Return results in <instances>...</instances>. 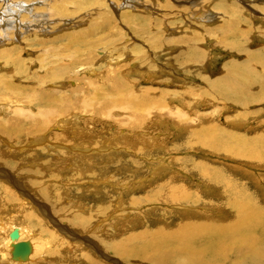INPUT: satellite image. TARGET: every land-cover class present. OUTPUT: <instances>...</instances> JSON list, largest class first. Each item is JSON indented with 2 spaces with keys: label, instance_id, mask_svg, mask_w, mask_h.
I'll return each mask as SVG.
<instances>
[{
  "label": "rangeland",
  "instance_id": "obj_1",
  "mask_svg": "<svg viewBox=\"0 0 264 264\" xmlns=\"http://www.w3.org/2000/svg\"><path fill=\"white\" fill-rule=\"evenodd\" d=\"M59 1L67 6L40 33L24 24L47 9L41 0L16 1L19 10L3 16L18 26L6 43L0 38V50L9 49L0 55V221L33 233L20 239L34 250L19 263L153 264L146 254L159 260L168 250L162 238L179 235L182 221L228 219L217 186H230L249 211L264 208V158L233 150L264 149V0ZM84 34L87 41L75 37ZM107 78L125 80V96L89 98ZM8 81L52 100L20 116L15 103L24 101L2 86ZM133 95L143 102L133 105ZM4 237L0 264H11ZM228 247L223 258L216 251L221 264L248 260Z\"/></svg>",
  "mask_w": 264,
  "mask_h": 264
},
{
  "label": "bare ground",
  "instance_id": "obj_2",
  "mask_svg": "<svg viewBox=\"0 0 264 264\" xmlns=\"http://www.w3.org/2000/svg\"><path fill=\"white\" fill-rule=\"evenodd\" d=\"M19 1V0H0V38L3 41V43H6V40L10 39V34L13 33L14 29L18 26V22L14 19V18H10V19H4L3 16L8 13L7 9H12L14 11L19 10V8H16L15 6L18 5V3L14 4V2ZM50 1V2H48ZM41 3L44 4V6L47 8L45 9V11H43L42 14H40L39 16H37L38 18H36L35 16H33L31 19L27 20V22L24 24L26 27V32L28 33H40L41 30L43 29V27H45V23H52V15L54 14L55 16L62 14L63 9L62 7H66L67 3L66 1L61 2L59 0H41ZM30 6V4H29ZM70 8H75L77 7L75 1H71L70 2ZM35 8V7H34ZM27 11L30 10V8H24ZM67 8H65L64 11L67 12ZM4 20H7L6 22ZM54 22V21H53ZM23 25V26H24ZM22 26V27H23ZM103 24H95L91 26V32L95 31L98 28H102ZM87 33V32H86ZM88 35L84 34V35H80V36H75L76 38H81L86 40V37ZM87 41V40H86ZM229 44V43H228ZM9 49L5 48L0 50L1 52H7ZM2 56V53L0 54ZM9 63V62H8ZM7 63V65H8ZM13 66H17V62H13ZM20 68V67H19ZM57 70V69H56ZM58 71V70H57ZM60 71V70H59ZM64 71V70H63ZM23 72V71H21ZM20 71H18V73H21ZM56 78H60L63 75L61 74H57L54 73ZM110 78L105 79L101 84H99V86H93L91 87V93H90V97L89 98H94L96 96L101 95V97H105V96H109V95H113V93H115L118 96H125V90L128 88V85L126 83L125 80H120L118 83L117 79H114L113 81H109ZM13 81H8L6 82L4 85L2 84L3 87H8V90H10L11 92H13L15 94V99H18L19 101H24L21 104L22 105H16L15 103V110L17 112V114H19L20 116H25V115H29L28 117H34L35 115L31 114L30 110H33V106L35 105H39V106H44L48 105L50 103V101L52 99H44L40 96V91H35L38 93H34L33 95H26L27 93L25 91L19 90L17 88H12V84L11 83ZM40 83V81H39ZM124 83V84H123ZM19 84V83H18ZM211 84V83H210ZM214 86L218 87L217 83H213ZM15 86V85H14ZM127 88H126V87ZM12 88V89H11ZM215 89V88H214ZM130 90V89H129ZM6 93L8 91L4 90ZM131 91V90H130ZM23 92H25L26 94H24ZM233 92V91H230ZM130 93V92H129ZM8 94V93H7ZM135 94V93H134ZM10 98H11V94H9ZM114 96V95H113ZM78 97V96H77ZM84 97H86L84 95ZM110 97V96H109ZM73 98V97H72ZM79 98V97H78ZM98 98V97H97ZM119 98V97H117ZM81 99V98H80ZM107 99V98H106ZM115 99V98H114ZM74 100V99H72ZM144 100V99H143ZM35 101V102H34ZM63 102V100H60ZM85 106H91L89 105L85 100ZM130 102L135 105L136 103L140 104L141 102H143L138 95H133L131 96V100ZM20 103V102H19ZM96 103V102H93ZM157 103V102H156ZM159 104V102L157 103ZM116 105V104H115ZM121 106V105H120ZM126 106V105H125ZM1 107V105H0ZM59 107V106H58ZM133 107V106H132ZM139 107V106H138ZM91 108V107H90ZM114 108V107H113ZM61 109L63 111L67 110L68 108L66 107V105L63 104V106L61 107ZM126 109V108H124ZM136 109V108H134ZM9 110V109H7ZM12 110V109H11ZM128 110V109H127ZM41 112H39V116L42 117V124L40 126H43L41 128H44L45 126H49V121L51 119V111L49 109H47V111L44 110H40ZM65 113V112H63ZM176 115V114H175ZM176 117V116H175ZM26 120V118H25ZM24 120V121H25ZM29 120V119H28ZM27 120V121H28ZM22 121V125L23 122ZM30 121V120H29ZM28 121V122H29ZM16 122V121H15ZM27 123V122H26ZM13 124V122L11 123ZM20 124V123H19ZM31 124V123H30ZM11 126V125H10ZM8 126V127H10ZM17 126L16 124H13V127ZM18 128H21L20 125H18ZM30 126V125H29ZM39 126V127H40ZM7 127V128H8ZM38 127V129H40ZM59 126H57L58 128ZM16 128V127H15ZM17 128V129H18ZM36 128V126L34 127ZM10 129V128H9ZM23 129V128H22ZM20 129V130H22ZM32 129V128H31ZM61 129V128H59ZM200 129V128H199ZM33 130V129H32ZM203 130V129H202ZM207 132V136H213L212 139L214 138V135H212V130H208L205 129ZM204 130V131H205ZM11 131V130H10ZM38 131V130H37ZM196 131V130H195ZM12 132V131H11ZM14 132V131H13ZM19 132V131H18ZM22 132V131H21ZM27 132V131H26ZM29 132H32L31 130ZM197 132V131H196ZM204 132V133H206ZM201 133V132H200ZM17 134V131H16ZM215 134V133H213ZM218 134V133H217ZM57 135V134H56ZM217 135H215L216 137ZM198 137V136H197ZM207 138V137H206ZM210 138V137H209ZM216 139H219V137ZM201 140V139H200ZM221 140V139H219ZM223 141V140H221ZM221 143V142H220ZM223 143V142H222ZM212 144V143H211ZM214 144V143H213ZM216 144V143H215ZM261 145L257 148L256 146H253L252 148H242L237 146V150L233 149L235 152V155H238L237 151H240L241 154H246L249 155V157L253 156L255 157V159L259 160L260 158H264V149H263V145L262 143H260ZM213 146V145H212ZM230 146V145H229ZM79 147V146H78ZM233 148V147H231ZM242 148V149H241ZM218 149H220L218 147ZM209 150V149H208ZM221 150V149H220ZM223 151V150H222ZM228 151V150H227ZM217 152V151H216ZM224 152V151H223ZM226 152V151H225ZM224 152V154H225ZM239 152V153H240ZM221 153V152H220ZM219 153V154H220ZM232 153V152H230ZM222 155V154H221ZM240 157V154H239ZM120 163V162H119ZM120 166V165H117ZM116 167V166H115ZM122 168V167H119ZM201 168V167H200ZM258 168V167H257ZM113 169V168H112ZM124 169V168H123ZM122 169V170H123ZM198 169V168H197ZM199 171V170H197ZM201 171V169H200ZM218 171V170H217ZM217 171H215L217 173ZM194 172V171H193ZM196 172V170H195ZM211 173V172H210ZM196 174V173H195ZM201 174V173H200ZM199 174V175H200ZM214 173H212L213 175ZM220 174V173H219ZM191 175V174H190ZM203 177V176H202ZM207 178V177H205ZM210 179V178H209ZM230 179V178H229ZM227 178V180H229ZM176 180V179H174ZM212 180V178H211ZM220 180V179H219ZM226 179H224L222 182H224ZM181 181V180H180ZM213 181V180H212ZM230 181V180H229ZM232 181V180H231ZM164 182V181H163ZM217 182V181H216ZM162 183V182H161ZM173 183V182H172ZM206 183V182H205ZM225 183V182H224ZM208 184V183H206ZM211 184V183H210ZM233 184V183H232ZM235 184V183H234ZM166 185V184H165ZM213 185V184H212ZM216 185V184H215ZM210 186V185H209ZM207 186V187H209ZM234 186V185H233ZM214 188V185L212 186ZM230 186H226L219 188L217 186V197L216 194L214 197H216L217 199L220 198V203H218L217 205L222 209L223 212H221L223 215L225 214L226 216H228V219L225 220V222H220V223H214V222H205L202 223L201 221H196L194 222L192 225L188 226L187 228H185V225L183 224V221L181 222V231H179V235L175 236H165L163 239L164 242H166L164 244V246L167 247V251L164 252L162 250V255H159V260L155 259L152 256H150L149 254H146V259L150 260L151 263L153 264H165L164 263V258H168L169 261L175 262L176 264H221L222 263V259H221V255L219 252H216L217 250H221L222 251V258H223V253L226 251L227 248H229L228 246H232V247H238L241 249V254L242 257L247 254V258H248V262L247 261H240V264H263L264 262V212H261L260 210L264 211V208H255L251 206L252 211H249L248 209H246V201L245 200H241L238 197L234 196L235 192H233L230 188ZM153 187L151 186V189ZM164 188V187H163ZM172 188V187H171ZM235 188V187H233ZM208 189V188H207ZM236 189V188H235ZM155 190V189H154ZM191 190V189H190ZM165 191V190H164ZM169 190H167V192L165 191V193L167 194V196L172 195L174 193H169ZM174 192L176 191V194L178 193L179 197L180 196H184L186 197V193L181 190V189H174ZM194 191V190H193ZM192 191V192H193ZM196 191V190H195ZM214 191V190H213ZM156 192V190H155ZM239 192V191H238ZM159 192L157 191V194ZM250 193V192H249ZM10 194V193H9ZM154 194V191L153 193ZM207 194V193H206ZM233 196H231V195ZM155 195V194H154ZM10 196V195H8ZM162 196V194H161ZM174 196V195H172ZM210 196V195H209ZM145 196L142 195V199ZM151 197V196H150ZM156 198L159 197L158 195L155 196ZM153 197V198H155ZM171 197V196H170ZM200 197V196H199ZM208 198V195L206 196ZM204 198V200H208L207 198ZM146 198V197H145ZM141 199V200H142ZM164 199V197H163ZM180 199V198H179ZM187 198H185L186 201ZM188 199H192V197L188 198ZM200 199V198H199ZM198 197H197V201H199ZM211 199V198H210ZM153 200V199H152ZM159 200V199H158ZM195 200V199H194ZM212 200H214V198H212ZM212 200H209V202H211ZM143 201V200H142ZM173 201V200H172ZM177 201V200H176ZM181 201V200H179ZM183 201V200H182ZM188 201V200H187ZM190 201V200H189ZM193 201V200H192ZM216 201V200H214ZM219 201V200H217ZM216 201V202H217ZM134 202V200H133ZM160 202V200H159ZM184 202V201H183ZM206 202V201H205ZM168 203V202H167ZM166 203V204H167ZM190 203V202H189ZM196 203V202H195ZM208 203V202H207ZM205 203V205L207 204ZM200 204V203H198ZM210 204V203H209ZM178 205V204H177ZM212 205V204H210ZM215 204H213L214 206ZM179 206V205H178ZM191 206V205H190ZM216 206V205H215ZM217 206V207H218ZM225 206H229L232 211H227V213H225ZM102 207V206H101ZM105 207V206H104ZM212 207V206H211ZM228 207V208H229ZM248 207V206H247ZM204 209V207H203ZM202 209V210H203ZM206 210V209H205ZM216 211V207L215 210ZM218 211V210H217ZM114 215V214H113ZM253 215H258L261 216L262 219L260 220H256L254 218H252L251 216ZM30 216V215H28ZM186 216V214H185ZM192 219L195 220V217ZM252 221V222H250ZM191 222V221H190ZM158 223V222H157ZM132 224V223H131ZM162 224V222H161ZM165 224V223H164ZM171 223H169L170 225ZM179 224V223H178ZM131 226V225H130ZM160 226V224H159ZM162 226V225H161ZM128 227V226H127ZM155 227V226H153ZM156 228V227H155ZM162 228V227H161ZM169 228V227H168ZM176 228V227H174ZM137 230V229H136ZM151 230V229H150ZM149 230V231H150ZM68 231V230H67ZM159 231V230H158ZM127 232V231H126ZM136 232V231H134ZM128 233V232H127ZM158 233V232H157ZM7 234V238L9 240H7L5 247L6 249H4L5 251L7 250V252H13V256H12V262L11 260H7L8 263L11 264H16L19 263L20 261L25 260L24 256L25 255H29L30 253L32 254L33 252V244H31L29 241H24V240H20L21 238H23L25 235H29L30 237L33 235V233L24 226H19L16 224H13L11 222H2V220L0 221V239L5 238L4 235ZM124 234V233H123ZM169 234V233H168ZM149 235V234H148ZM147 236V235H146ZM153 236V235H152ZM158 236V234H157ZM162 236V235H161ZM12 239H16V240H12ZM155 238V237H154ZM152 237V239H154ZM158 238V237H157ZM124 239V238H123ZM142 239V238H141ZM156 239V238H155ZM154 239V241H155ZM26 240V239H25ZM134 240V239H133ZM206 242H203L205 241ZM162 242V241H161ZM0 243L2 244V242L0 241ZM147 243V242H146ZM153 243V242H152ZM159 243V242H158ZM155 244V243H154ZM160 244V243H159ZM3 245V244H2ZM152 245V244H151ZM163 245V244H162ZM161 245V247H162ZM146 246V245H145ZM155 246V245H154ZM156 247V246H155ZM160 247V248H161ZM10 248L12 250H10ZM134 248V247H133ZM132 248V249H133ZM0 259L2 257H4L6 254L3 252V248H0ZM117 249V248H116ZM151 249V248H150ZM155 249V248H154ZM157 249V248H156ZM243 249H245L246 251L244 253ZM128 250V249H127ZM144 252L146 253L147 250V246L146 248L143 247ZM208 251V254L211 256L209 259H204L205 257V251ZM135 251V250H134ZM139 252L137 253H141L142 255H144L145 253L139 249ZM131 252V251H130ZM216 252V253H215ZM215 253V258H213V254ZM240 253V252H239ZM238 253V255H239ZM132 254V253H131ZM134 254V253H133ZM155 256V255H154ZM158 256V255H157ZM27 257V256H26ZM29 257V256H28ZM241 257V258H242ZM241 258H239L238 260H240ZM3 259V258H2ZM4 260V259H3ZM16 260L18 262H16ZM20 264V263H19Z\"/></svg>",
  "mask_w": 264,
  "mask_h": 264
}]
</instances>
